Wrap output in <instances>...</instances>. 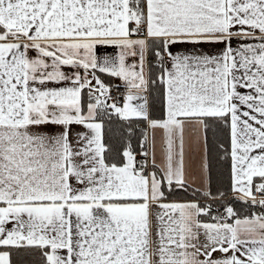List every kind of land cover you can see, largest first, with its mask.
<instances>
[{
    "label": "snow or ice",
    "instance_id": "snow-or-ice-1",
    "mask_svg": "<svg viewBox=\"0 0 264 264\" xmlns=\"http://www.w3.org/2000/svg\"><path fill=\"white\" fill-rule=\"evenodd\" d=\"M0 264H264V0H0Z\"/></svg>",
    "mask_w": 264,
    "mask_h": 264
}]
</instances>
